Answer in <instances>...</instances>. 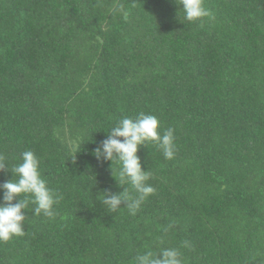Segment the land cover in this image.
<instances>
[{
    "label": "trees",
    "instance_id": "obj_1",
    "mask_svg": "<svg viewBox=\"0 0 264 264\" xmlns=\"http://www.w3.org/2000/svg\"><path fill=\"white\" fill-rule=\"evenodd\" d=\"M189 22L175 0H0V203L24 151L58 197L23 210L0 264H264V0H204ZM174 129L175 155H138L155 192L135 199L94 150L124 117ZM123 140V138H119ZM17 197L12 203L18 202Z\"/></svg>",
    "mask_w": 264,
    "mask_h": 264
},
{
    "label": "clouds",
    "instance_id": "obj_2",
    "mask_svg": "<svg viewBox=\"0 0 264 264\" xmlns=\"http://www.w3.org/2000/svg\"><path fill=\"white\" fill-rule=\"evenodd\" d=\"M177 6L184 13V19L189 22L200 21L205 17L211 18L212 12L204 6V0H175ZM160 121L154 115L140 113L136 118L124 117L111 128L108 137L93 155L100 160L115 162L119 165L120 185L129 182L137 193L135 199L121 198V194L105 192L102 204L110 212H116L122 201L127 202L131 215H135L141 203L155 192V189L146 183L149 171L142 170L138 151L141 146L149 142L156 144L163 150L165 159H173L175 155L174 129L168 128L161 133ZM123 138V140L119 138ZM5 157L0 155V170L6 166ZM15 181L5 182L3 203H0V242H8L13 237L23 236L26 216L23 210L29 203L35 205V214L43 213L51 218L54 216V205L58 197L47 186L40 171V160L30 150L22 153L21 162L10 169ZM17 197L18 202L12 203ZM136 264H183L181 253L175 248H165L159 254L147 251L136 258Z\"/></svg>",
    "mask_w": 264,
    "mask_h": 264
}]
</instances>
